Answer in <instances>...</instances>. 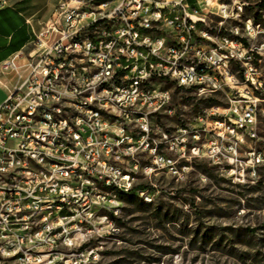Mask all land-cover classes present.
Wrapping results in <instances>:
<instances>
[{
    "label": "built area",
    "instance_id": "2783aa9c",
    "mask_svg": "<svg viewBox=\"0 0 264 264\" xmlns=\"http://www.w3.org/2000/svg\"><path fill=\"white\" fill-rule=\"evenodd\" d=\"M8 4L0 0V9ZM248 4L58 0L34 44L0 63V261L98 259L88 243L116 229L92 206L115 210L111 185L146 196L135 185L146 174V152L158 163L160 145L174 149L163 123L176 113L167 83L227 100L206 111L202 129L177 127L184 154L190 137L191 158L226 164L238 181L258 179L264 152H250L249 161L239 155L257 137L258 113L264 116V28L238 16ZM72 166L81 174H71Z\"/></svg>",
    "mask_w": 264,
    "mask_h": 264
},
{
    "label": "rangeland",
    "instance_id": "374dc122",
    "mask_svg": "<svg viewBox=\"0 0 264 264\" xmlns=\"http://www.w3.org/2000/svg\"><path fill=\"white\" fill-rule=\"evenodd\" d=\"M247 1V17L264 28V0ZM55 4L56 0L47 2L44 11L50 12ZM260 71L264 77V64ZM165 87L172 92L176 111L163 119L174 149L169 143L160 145L158 163L146 152V174H138L135 182L146 196L135 191L119 195L115 210L101 211L109 216L116 232L88 243L98 253L91 264H264V165L255 182H243L226 173V164L216 166L207 158H191L190 137L184 154L176 144L177 127L202 129L200 119L206 111L227 106V100L222 95L199 97L172 83ZM5 93L0 88V100ZM255 131L257 137L239 148L244 161H249L250 152H264V116L260 112ZM151 135L161 138L155 132ZM0 264L14 263L1 260Z\"/></svg>",
    "mask_w": 264,
    "mask_h": 264
},
{
    "label": "crops",
    "instance_id": "0c3cea01",
    "mask_svg": "<svg viewBox=\"0 0 264 264\" xmlns=\"http://www.w3.org/2000/svg\"><path fill=\"white\" fill-rule=\"evenodd\" d=\"M50 1L53 0H14L0 9V63L34 44L36 35L55 12L58 0L50 12L44 11Z\"/></svg>",
    "mask_w": 264,
    "mask_h": 264
},
{
    "label": "bare ground",
    "instance_id": "6f19581e",
    "mask_svg": "<svg viewBox=\"0 0 264 264\" xmlns=\"http://www.w3.org/2000/svg\"><path fill=\"white\" fill-rule=\"evenodd\" d=\"M223 3H231V0H222ZM246 8H238V16H246L245 13ZM249 23H256L254 19L249 17ZM98 91H106V83H99L98 84ZM146 121H155V113H147L146 114ZM71 174H81V167L80 166H72L71 167ZM111 192L114 196L119 195H129L134 192V190L126 187L124 185H111ZM56 207V200L55 199H48L46 201V209L47 210H54ZM112 211V209H106L105 205H98L92 206V213L94 215H101V211ZM101 213V214H100ZM102 217H109L108 215H102ZM110 223L113 222L110 220Z\"/></svg>",
    "mask_w": 264,
    "mask_h": 264
},
{
    "label": "trees",
    "instance_id": "16d2710c",
    "mask_svg": "<svg viewBox=\"0 0 264 264\" xmlns=\"http://www.w3.org/2000/svg\"><path fill=\"white\" fill-rule=\"evenodd\" d=\"M129 195H133V194H129ZM125 196H128V195H125Z\"/></svg>",
    "mask_w": 264,
    "mask_h": 264
}]
</instances>
